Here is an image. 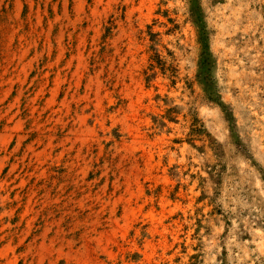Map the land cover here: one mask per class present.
Instances as JSON below:
<instances>
[{
  "label": "rangeland",
  "instance_id": "374dc122",
  "mask_svg": "<svg viewBox=\"0 0 264 264\" xmlns=\"http://www.w3.org/2000/svg\"><path fill=\"white\" fill-rule=\"evenodd\" d=\"M0 264H264V0H0Z\"/></svg>",
  "mask_w": 264,
  "mask_h": 264
}]
</instances>
